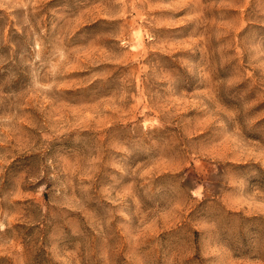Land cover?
<instances>
[{"label": "rangeland", "instance_id": "rangeland-1", "mask_svg": "<svg viewBox=\"0 0 264 264\" xmlns=\"http://www.w3.org/2000/svg\"><path fill=\"white\" fill-rule=\"evenodd\" d=\"M0 264H264V0H0Z\"/></svg>", "mask_w": 264, "mask_h": 264}]
</instances>
